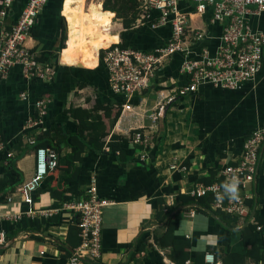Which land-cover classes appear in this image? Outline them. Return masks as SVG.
Wrapping results in <instances>:
<instances>
[{"label": "crops", "instance_id": "1", "mask_svg": "<svg viewBox=\"0 0 264 264\" xmlns=\"http://www.w3.org/2000/svg\"><path fill=\"white\" fill-rule=\"evenodd\" d=\"M27 1L17 0L7 17L0 19V34L15 24ZM102 2L48 0L25 45L39 61L54 68L53 79H29L16 65L0 83V135L19 172L14 176L5 168L7 159L0 156V180L4 183L0 189V264H69L62 248L73 253L66 240L77 214L67 205L82 196L92 180L98 197L108 203L102 210V254L97 262L86 260L81 264H174L171 248L154 242L167 228V220L157 219L158 200L174 208L169 216L174 223V238L190 241L191 257L212 252L208 251L210 247L242 252L238 232L252 221L264 225V154L260 155L258 173L250 188L253 204L238 227L222 220L212 208L197 209L193 205L194 215L189 217L190 207L182 206L177 196L192 197L194 190L204 185L201 179L212 175L213 179L220 178L226 166L240 160L244 141L252 132L264 129V52L253 82L235 91L200 86L197 92L177 99L153 125L149 115L158 93L168 95L188 82L179 73L183 56L173 55L158 72L155 88L133 98L132 112H122L111 131L126 139L119 143L122 163L119 152H111L108 147L103 153L86 151L82 161L76 163V179L64 186L61 199L50 196L53 177L48 175L31 194L32 203L24 201L19 189L34 174L36 144L43 134L52 138L58 129L74 134L77 122L66 112L69 108L90 109L96 101L111 104L116 99L99 51L88 40L93 31L116 36L118 41L113 44L123 41L142 51L163 46L171 36L169 25L150 27L158 14H148L141 0H135L138 19L128 30L114 12L108 11L112 16L103 11ZM92 5H98L104 16L95 20L93 29H87L81 14ZM179 9L189 18L185 44L190 50L205 48L213 55L222 31L219 24L211 22V9L199 14L193 4L184 2ZM249 24L264 35V11L251 17ZM195 33L201 38L196 40ZM40 100L45 101V114L40 124L31 125ZM136 131L148 134L152 146L134 144L131 136ZM109 140L110 135L105 142ZM69 152L65 146L59 156ZM62 180L61 173L59 185Z\"/></svg>", "mask_w": 264, "mask_h": 264}, {"label": "built area", "instance_id": "2", "mask_svg": "<svg viewBox=\"0 0 264 264\" xmlns=\"http://www.w3.org/2000/svg\"><path fill=\"white\" fill-rule=\"evenodd\" d=\"M17 0H0V19L4 20ZM148 14L157 12V18L150 24L152 29L169 25L171 36L166 43L152 51H142L132 47L112 44L102 51L101 62L107 70L110 89L125 102L122 112H132L131 100L142 96L157 85V74L175 54H181L183 61L179 73L188 78L185 86L173 89L170 94L158 93L155 108L149 118L154 125L161 120L167 109L179 98L197 92L203 85L235 91L253 82L262 67L264 35L251 29L249 19L264 11V0H141ZM48 0H28L22 8L15 24L0 34V83L10 70L19 65L27 78L42 81L52 80L55 70L39 61L38 55L26 47L36 19ZM181 2L194 5L196 13L203 14L211 9V22L221 26L218 47L212 55L207 49L190 50L185 44L188 14L181 12ZM196 40L201 38L195 33ZM25 98L24 96H22ZM45 101L36 102L37 115L31 125L41 123L45 114ZM121 112V114H122ZM134 144L152 146L146 133L134 132ZM34 143V141H32ZM264 154V129L258 128L244 141L240 160L226 166L221 172L220 182L209 186L199 185L193 193L196 198L207 193L213 196L211 208L216 211L243 218L249 213L247 201L251 198L250 188L257 173L260 155ZM0 156L10 158L0 135ZM35 171L32 178L19 189L24 201L32 203L31 194L46 178L48 171L58 163V155L51 149L39 147L35 152ZM235 186V192L232 188ZM108 205L97 194L95 181L84 190L82 196L67 205L77 214L81 244L73 250L69 264L83 261L97 262L101 258L102 210ZM193 217L190 207L187 213ZM257 232L264 233L263 226L257 224ZM2 237V235H1ZM264 242V235H263ZM42 254V252H40ZM204 264H223L212 252L204 253ZM254 264V263H253ZM264 264V263H259Z\"/></svg>", "mask_w": 264, "mask_h": 264}, {"label": "trees", "instance_id": "3", "mask_svg": "<svg viewBox=\"0 0 264 264\" xmlns=\"http://www.w3.org/2000/svg\"><path fill=\"white\" fill-rule=\"evenodd\" d=\"M134 5L135 0H103L102 9L105 13L112 16L113 14L111 12H114L116 17L122 20L124 29L128 30L138 19V15L134 11ZM72 22L76 24L73 20ZM88 40L95 43L94 50L96 52L106 49L118 41L116 36L111 37L108 33H101L98 30L93 31L91 38H88ZM120 46L128 47L123 41ZM101 56L102 51H100V59ZM115 96L116 99L111 104H103L96 101L90 109L69 108L66 112L69 113V115L77 122L76 132L74 134L66 133L61 129H58L56 130L54 137L49 138L50 136L45 133L36 144V149L39 147L49 148L58 155V163L56 167L48 171L47 174V176L51 175L53 177L49 186L50 196L52 198L61 199L64 194V186L76 179L79 172V168L76 166V163L82 161V153L86 151L103 153L105 148L108 147L111 152H119L120 162L122 163L123 152L119 148V143L121 141H125L126 139L124 137L111 134V131L120 118L122 106L125 100L120 96ZM105 120L108 122L106 123ZM109 135V142H105V138ZM65 146L70 148V152L63 157H60L59 155ZM6 161L7 163L5 168L14 176L18 177L19 172L15 169L13 160L8 158ZM61 173L63 174V180L59 185L58 177ZM220 180L221 177L213 179L212 175L209 178L201 179L200 182H202L205 186H209L213 183L220 182ZM14 183H17V180ZM3 185V181L0 180V189ZM177 199L182 206L192 207L194 205L197 209L202 208L204 210H210L213 202V196L209 193L198 198L195 196L191 197L179 194ZM252 204V199L247 201V205L249 207H251ZM156 206L157 219L159 221L167 220V228L161 237L154 238L155 244L160 247L171 248L170 257L174 264H204L203 257L205 252L191 257L190 241L186 239L181 240L174 238V223L169 217L171 212L174 211V208L167 206L162 200H158ZM193 208L196 209L195 207ZM217 215L227 223H231L232 227H238L240 225L239 220L245 221L248 214H244L242 219L221 211H218ZM77 223L78 218L75 219V224L69 227L67 234L66 242L68 247L72 250L76 249L81 244V238L79 237L80 230ZM257 224L263 226L264 228L261 221H252V223H247L238 232L242 252H232L227 247L223 249L210 247L208 248V251L215 252L217 257L222 260L223 264H246L248 261H251L254 264L264 263V233L256 231ZM62 251L64 252L65 258L71 257L72 254L68 249L62 248Z\"/></svg>", "mask_w": 264, "mask_h": 264}, {"label": "bare ground", "instance_id": "4", "mask_svg": "<svg viewBox=\"0 0 264 264\" xmlns=\"http://www.w3.org/2000/svg\"><path fill=\"white\" fill-rule=\"evenodd\" d=\"M81 16H82L81 20H82L83 27H85L87 29H93V24H94L95 20L97 18L103 17L104 15L101 12L98 5H92V6H90V8L87 12H85L83 10Z\"/></svg>", "mask_w": 264, "mask_h": 264}, {"label": "clouds", "instance_id": "5", "mask_svg": "<svg viewBox=\"0 0 264 264\" xmlns=\"http://www.w3.org/2000/svg\"><path fill=\"white\" fill-rule=\"evenodd\" d=\"M232 191H233V193L235 192V186L234 185H233Z\"/></svg>", "mask_w": 264, "mask_h": 264}, {"label": "water", "instance_id": "6", "mask_svg": "<svg viewBox=\"0 0 264 264\" xmlns=\"http://www.w3.org/2000/svg\"><path fill=\"white\" fill-rule=\"evenodd\" d=\"M259 160H260V158H259Z\"/></svg>", "mask_w": 264, "mask_h": 264}]
</instances>
